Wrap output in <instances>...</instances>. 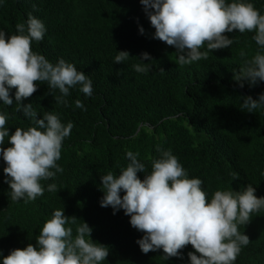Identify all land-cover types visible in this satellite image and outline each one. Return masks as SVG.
I'll return each mask as SVG.
<instances>
[{
	"label": "clouds",
	"instance_id": "obj_1",
	"mask_svg": "<svg viewBox=\"0 0 264 264\" xmlns=\"http://www.w3.org/2000/svg\"><path fill=\"white\" fill-rule=\"evenodd\" d=\"M41 1L0 0V12L19 22L15 34L0 21V101L16 107L33 124L26 130L17 127L9 135L8 115L0 114V146L6 137L11 145L0 147V155L7 165L3 171L12 201L36 200L45 191L41 181L63 172L57 161L63 142L74 127L72 122L63 124L53 112L38 119L32 104L22 103L37 91L38 81L47 82L51 90L58 89L61 95L54 97L55 102L66 106L70 88L79 86V91L90 97L93 80L115 78L127 66L134 73L150 72L153 53L138 51L137 41H150V36L162 41L157 43L161 49L164 43L174 47L176 63L183 67L207 60L209 52L229 48L234 38L225 33L234 30L241 34L254 32L252 39L260 47L251 59L244 61L234 79L241 88L244 81L250 87L264 81V14L246 0H140L150 23L122 16L99 23V48L111 60L112 67L108 68L102 66L100 54L83 58L76 49L84 33L75 35L72 30L89 9L72 8L50 30L45 26L52 14L41 9ZM50 1L52 6L62 4L61 0ZM47 49L52 63L46 59ZM240 56L245 57L246 53L241 51ZM11 89L16 90L15 105ZM242 99V110L255 112L264 108V93L258 99L250 95ZM75 104L84 109L80 100ZM253 118L246 120L247 127ZM157 151L160 156L152 160L151 172L143 179L137 173H144L145 165L137 159L139 153L132 151H127L129 163L118 175L108 172L101 176L104 196L100 206H110L113 214L123 209L137 230L124 240V254L133 262L159 257L166 262L234 264L241 248L250 249L253 240L264 234L260 223L264 218V176L247 184L243 191L217 190L209 202L202 180L189 178L171 150ZM232 178L239 177L233 174ZM47 190L57 192V185L51 183ZM78 220L65 216L63 209L55 210L36 237V244L12 250L3 258V264L110 263L112 243L105 236L91 237L92 228L83 220L78 224ZM69 224L76 225L75 235L72 227H66Z\"/></svg>",
	"mask_w": 264,
	"mask_h": 264
},
{
	"label": "trees",
	"instance_id": "obj_2",
	"mask_svg": "<svg viewBox=\"0 0 264 264\" xmlns=\"http://www.w3.org/2000/svg\"><path fill=\"white\" fill-rule=\"evenodd\" d=\"M52 6L50 0H42L40 7L52 15L45 29L53 28L61 15L74 7L89 9L72 30L75 35L83 34L76 45L79 57H95L100 54L103 67H112L111 60L101 52L102 38L96 32L99 23L114 16L128 20L150 23L140 0H61ZM232 2V0H227ZM264 14V0H246ZM8 6V5H7ZM42 11V12H43ZM0 21L10 33H16L13 22L0 12ZM81 21V22H80ZM234 43L225 49L209 52L207 60L193 62L183 67L176 63L175 48L164 43L160 48L158 39L137 41L138 51L148 50L154 58L148 73H134L130 66L115 78L93 80L92 95L86 97L79 86L70 88L65 97L67 105L55 102L59 90H51L47 82H37L33 95L22 101L31 103L43 118L46 112L58 114L61 122H72L71 134L65 138L61 158L57 164L63 168L54 178L42 180L45 191L36 200L25 203L12 201L8 179L3 171L7 166L0 155V264L14 249H23L29 243L35 245L44 223L57 209L65 216L80 219L92 228V236H105L112 243L111 262L107 264H190V261L166 262L159 257L133 262L124 254V240L137 231L130 224V217L120 209L100 206L104 196L101 176L112 172L119 174L129 160L127 151L139 153L137 159L145 165L140 179L151 172L152 160L160 156L157 148L171 150L189 178L202 180V189L209 202L217 190L243 191L247 184L263 179L264 176V108L248 112L241 109L243 97L258 99L264 93V81L249 86L244 81L241 88L234 79L246 59L260 50L252 39L254 32L225 33ZM206 45V43H205ZM152 46V48H151ZM201 51H207L201 48ZM246 53L245 57L240 52ZM50 49L45 52L51 63ZM148 64L146 61H142ZM157 67V68H155ZM157 70V71H156ZM15 89L10 96L15 105ZM51 92V94H50ZM26 100L28 102H26ZM80 100L84 109L76 107ZM263 111V112H262ZM6 113L9 135L17 127L27 129L32 121L16 107L0 101V114ZM261 113V114H260ZM259 114V115H258ZM257 115V116H256ZM247 127L246 120L252 118ZM249 131H257L250 134ZM11 146L8 138L4 145ZM55 171V169H52ZM233 174L239 178L233 180ZM57 185V192H49L47 186ZM125 193L121 191L120 195ZM264 226V218L260 220ZM73 228L76 225H66ZM240 231V228H239ZM234 264H264V234L256 237L250 249L241 248Z\"/></svg>",
	"mask_w": 264,
	"mask_h": 264
}]
</instances>
